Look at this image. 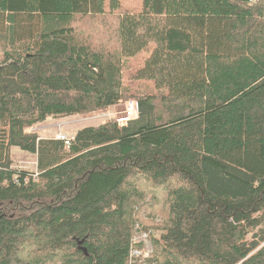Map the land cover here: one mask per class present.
<instances>
[{"label": "trees", "instance_id": "obj_1", "mask_svg": "<svg viewBox=\"0 0 264 264\" xmlns=\"http://www.w3.org/2000/svg\"><path fill=\"white\" fill-rule=\"evenodd\" d=\"M130 99L69 148L28 132ZM0 264H264V1L0 0Z\"/></svg>", "mask_w": 264, "mask_h": 264}, {"label": "rangeland", "instance_id": "obj_2", "mask_svg": "<svg viewBox=\"0 0 264 264\" xmlns=\"http://www.w3.org/2000/svg\"><path fill=\"white\" fill-rule=\"evenodd\" d=\"M121 1L125 11L137 12L142 7V0H121ZM89 28H90L89 23H83L79 27V31H81V33H83L88 38H94V32H92ZM24 43L27 44L28 40H25ZM146 57L147 54H143L137 58L126 60L123 66V73L125 75H128L130 72L137 71L142 66ZM136 87H137V91H139L141 95H153L159 92L156 90L155 85L151 82H139L136 84ZM133 101H134L133 99H130V101L121 102L120 104L111 108L96 110L75 117L51 118L47 120L45 123L40 124L28 130V132H40L41 134L40 136L42 139H54L61 132L69 135L70 137H74L75 133L78 130L83 129L85 127H91V126L99 127L101 125L113 121H117L118 123H120L119 122L120 119L127 117L128 107L130 103ZM135 116H138V114ZM132 119L133 118L129 120L131 121ZM127 122L124 124L120 123L119 125L124 126L128 124ZM9 152H10L9 157L12 162L13 169L19 171H26L31 174H37L36 155L23 152L18 148H12ZM143 217L145 218V215H143ZM148 221L149 220L146 219V222ZM140 234L141 233H138L136 237L139 236ZM151 254L146 257L144 256V258H149Z\"/></svg>", "mask_w": 264, "mask_h": 264}, {"label": "bare ground", "instance_id": "obj_3", "mask_svg": "<svg viewBox=\"0 0 264 264\" xmlns=\"http://www.w3.org/2000/svg\"><path fill=\"white\" fill-rule=\"evenodd\" d=\"M133 102H134V101H133ZM133 102H131L130 104H132ZM134 104H136V103L134 102ZM136 105H137V104H136ZM133 109H134V108H133ZM137 114H138V108H137V113H136V115H137ZM136 117H137V116L133 117V119L136 118ZM129 121H130V120H128V122H129ZM128 122H127V123H128ZM118 124H120V123H118ZM126 125H127V124H126ZM60 135L65 136V137H66V140L69 141V144H66L65 140H62V139L58 138V136H60ZM73 139H74V137H70L69 135L64 134V133H62V132L59 133V134L55 137V140H57V141H61V142H64V144H65V146H66L67 148H69V147L71 146V143H72ZM137 234H138V233H137ZM137 234H136V235H137ZM134 240H135L136 242H142V243L144 244V249H145V251H146V255H145V257L152 253V246H151V243H150V240H149V237H148L147 234L141 233V234H140L139 236H137ZM133 255H134V256H140L141 253H140L139 251H135V252L133 253Z\"/></svg>", "mask_w": 264, "mask_h": 264}, {"label": "built area", "instance_id": "obj_4", "mask_svg": "<svg viewBox=\"0 0 264 264\" xmlns=\"http://www.w3.org/2000/svg\"><path fill=\"white\" fill-rule=\"evenodd\" d=\"M134 108V109H133ZM137 113V105L132 103L129 105L128 110H127V117L120 119L119 122L124 124L126 123L129 119L133 118ZM58 138L65 140L66 144H69V141L66 140V137L63 135L58 136Z\"/></svg>", "mask_w": 264, "mask_h": 264}, {"label": "water", "instance_id": "obj_5", "mask_svg": "<svg viewBox=\"0 0 264 264\" xmlns=\"http://www.w3.org/2000/svg\"><path fill=\"white\" fill-rule=\"evenodd\" d=\"M253 1H256V2H259V1H264V0H253ZM81 245L83 244V242L80 243ZM85 251V254H87V251L84 249Z\"/></svg>", "mask_w": 264, "mask_h": 264}]
</instances>
